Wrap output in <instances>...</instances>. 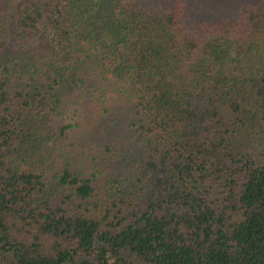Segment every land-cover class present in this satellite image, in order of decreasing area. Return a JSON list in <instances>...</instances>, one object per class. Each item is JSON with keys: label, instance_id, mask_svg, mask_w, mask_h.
I'll use <instances>...</instances> for the list:
<instances>
[{"label": "trees", "instance_id": "obj_1", "mask_svg": "<svg viewBox=\"0 0 264 264\" xmlns=\"http://www.w3.org/2000/svg\"><path fill=\"white\" fill-rule=\"evenodd\" d=\"M0 264H264V0H0Z\"/></svg>", "mask_w": 264, "mask_h": 264}]
</instances>
